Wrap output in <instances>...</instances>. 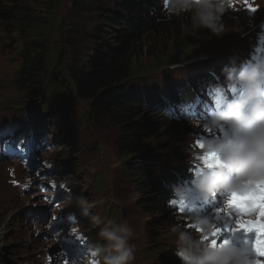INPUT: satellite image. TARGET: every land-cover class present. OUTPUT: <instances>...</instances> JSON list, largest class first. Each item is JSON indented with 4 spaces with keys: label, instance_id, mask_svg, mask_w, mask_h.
Masks as SVG:
<instances>
[{
    "label": "rangeland",
    "instance_id": "rangeland-1",
    "mask_svg": "<svg viewBox=\"0 0 264 264\" xmlns=\"http://www.w3.org/2000/svg\"><path fill=\"white\" fill-rule=\"evenodd\" d=\"M71 1L58 0L55 6L56 12L46 20L44 28L46 65L52 73L59 74L62 71L61 62L73 63L74 60L80 59L90 46V40L79 33L82 26L89 25V19L85 15L72 13ZM248 5L255 7L257 11L254 13L248 11ZM34 10L36 15H40V12L42 17L45 15L36 6ZM262 20H264V0H247V5L244 0H229V10L222 17V21L229 28L221 37L212 36L207 30H202L199 36L202 39L200 43L191 45L184 40L180 44L171 42L161 54L158 53L152 58L148 55L140 56L134 63L147 70L148 66L149 70H154L160 66L163 68L165 64L182 60L184 56L189 57L188 60L169 66L170 71L174 72L175 79L189 73L187 68L198 61L195 57L200 54L203 56L202 59H205L202 62L207 63L209 67L212 63H216V67L219 66L218 61L208 63L210 60L223 58H226L223 61L225 65L228 58L233 55V51L245 49L246 44L253 40L249 39L248 35L254 34L256 24ZM69 26L71 27L70 36L66 37L64 31ZM21 45L22 40L18 32L7 35L0 29V125H4L6 129H11L13 123L26 125L27 111L17 108L16 103L11 102L24 98L28 91H33L28 88L31 78L19 73ZM206 46L214 49L215 52L205 51ZM217 50H227V52ZM65 51L66 56L60 59V57L63 58ZM193 56V63L186 65ZM163 62L164 64H161ZM63 74L65 75V72L60 74V77ZM215 76L218 77V73ZM39 100L48 104L44 106V109L36 107L41 111L39 115L42 118L38 127L47 133L45 146L47 149L43 155H46L51 167L42 176L37 171L34 172V176L39 179V184L44 189H38V186L32 183L29 192L33 195H23L21 192L23 188L14 189L8 184L9 177L5 169L9 170L7 169L9 165H0V256L7 257L11 264H21L26 261H30L26 264H45L41 258L44 257L42 253H46L54 264H75L85 256L88 250L76 241L69 243L64 240V235H73L75 230L74 223L66 217L68 211L77 212L84 207L83 209L88 210L90 226V230L85 233L94 236L93 239H89L92 240L94 247L97 243H103L99 237V231L107 221L112 220L118 223L127 221L134 231V237L130 243L135 246V259L131 264H161L157 261L156 255L142 253L143 249L149 248L146 242L148 239L146 222L150 223L153 219L144 212L143 208L134 207L133 204L138 202L139 197H149L150 192L145 191L146 193H141L139 196L135 185L129 181V174L120 169L124 157L117 152L116 148L118 128L106 116L92 113L88 105L68 91V88L65 91L47 88ZM185 128L190 131L185 140L186 145L192 143L189 137L197 138V131H207L199 122H188ZM168 146L166 153L160 150L159 155L161 153L162 155L156 162L155 172L167 171L172 166L169 162L176 163L177 158L173 156L176 145ZM31 147L28 146L29 149ZM39 148L42 149V147ZM55 151L57 153L53 154ZM198 151L195 150L197 153ZM195 152L189 149L187 155L197 154ZM184 156H181L177 162H184L186 159ZM166 157L170 158V161L162 160ZM40 165L45 168L43 164ZM9 176L15 177L11 173ZM15 178L21 179V170L17 168ZM50 183L64 190L58 206L47 205L46 210L49 215L47 222L25 221L22 212L25 203L32 204L30 207L35 209L34 203L36 206L39 205V202L35 201L41 199L46 190L56 191ZM156 215L160 216V214ZM176 220L177 222L173 225L179 224V220ZM185 221L190 222L186 218ZM173 225L168 226L169 230H162L163 234L159 240L175 242V235L170 232ZM182 228L192 230L193 226H182ZM74 235L85 242L83 236ZM21 248L24 249L22 256L10 255ZM0 264H2L1 260ZM255 264L264 263L255 262Z\"/></svg>",
    "mask_w": 264,
    "mask_h": 264
},
{
    "label": "trees",
    "instance_id": "trees-1",
    "mask_svg": "<svg viewBox=\"0 0 264 264\" xmlns=\"http://www.w3.org/2000/svg\"><path fill=\"white\" fill-rule=\"evenodd\" d=\"M57 4L58 0H0V29L7 35L18 32L22 40L19 73L31 78L28 88L33 89L24 98L11 103L26 110L29 114L27 118L30 117L31 121L40 123L39 109L48 105L39 100L45 90L65 91L68 88L88 105L92 113L106 116L118 128L116 148L124 157L120 169L129 174V181L135 185L139 196L145 191L150 192L149 197H139L138 202L133 204L134 207L143 208L153 219L150 223L146 222L149 248L143 249L142 253L156 255L161 264H178L180 260L175 255V242H163L159 238L162 230H169L168 226L177 222L174 207L168 200L173 188L190 173L191 165L186 169L187 163H179L174 174L168 171L166 174L156 173L154 168L162 155H159L160 150L166 153L168 145H176L173 154L176 161L185 154L186 159L198 156L195 152L199 148L198 139L189 137L192 139L190 145L185 142L190 132L185 128L188 121L170 117L167 110L172 102L196 94L199 89L204 90L209 80H215L202 61L189 66V73L182 79H175L169 66L188 60L187 56L154 70H149V66L147 70L134 62L140 56L152 58L161 54L171 42L180 44L184 40L191 45L200 43L202 30H198L199 34L195 37L187 35L185 25L190 24V16L170 17L166 0H72L71 12L89 19V25L82 26L79 33L90 40V46L73 63L61 62L62 71L59 74L52 73L46 65L44 28L47 18L56 12ZM34 6L45 15L42 17L41 12L36 15ZM70 32L69 26L64 31L65 36L69 37ZM252 42H248L247 47ZM213 50L206 46L205 51L215 52ZM65 56L66 51L60 59ZM211 62L216 60L208 63ZM212 64L215 66L216 63ZM63 72L65 75L60 77ZM181 84L185 86L183 90H179L183 86ZM189 149L197 154L188 156ZM83 208L74 211L72 218L78 227L90 230L88 214L82 213ZM90 237L93 239L94 236L90 234ZM17 251L6 253L14 256ZM0 260L2 264H11L7 257L0 256Z\"/></svg>",
    "mask_w": 264,
    "mask_h": 264
},
{
    "label": "clouds",
    "instance_id": "clouds-1",
    "mask_svg": "<svg viewBox=\"0 0 264 264\" xmlns=\"http://www.w3.org/2000/svg\"><path fill=\"white\" fill-rule=\"evenodd\" d=\"M228 10L229 0H167L170 17L190 16L185 31L194 37L198 30L221 37L229 28L222 21ZM221 74L223 87L233 93L231 99L199 119L201 127L210 133L203 144L204 155L213 154L219 164L202 167L187 187H174L170 199L178 203L203 200L213 193L245 194L264 187V54L254 55L238 66L225 67ZM82 213L87 215V208ZM254 214L250 208L249 215ZM189 216L192 230L179 224L170 228L180 264H255L256 255L250 245L228 242L210 246L209 241L201 239L212 232L209 219L191 211ZM99 237L103 243L89 249L75 264H131L135 259V246L130 243L134 231L127 221H107Z\"/></svg>",
    "mask_w": 264,
    "mask_h": 264
},
{
    "label": "snow or ice",
    "instance_id": "snow-or-ice-1",
    "mask_svg": "<svg viewBox=\"0 0 264 264\" xmlns=\"http://www.w3.org/2000/svg\"><path fill=\"white\" fill-rule=\"evenodd\" d=\"M245 4L247 5V0H244ZM247 10L254 13L257 11L255 7L248 5ZM222 131V130H221ZM197 145L200 148H203V143L201 141H197ZM203 161V167H214L219 164V160L213 154H207L201 157ZM203 169H198L195 173H199ZM170 204L176 205L177 201L171 200ZM186 202H180V205H183L185 208ZM227 209L229 212H236L237 217L249 215V209L255 211L258 214V219L255 222L251 220H236V227L229 228L227 225L224 226L223 231L228 233H244V234H254L257 237V241L259 243V247H255L253 245V241L246 240L245 244L250 245L253 247V251L257 256H264V187L258 188L254 191L245 193V194H237V193H229L227 195L226 201ZM190 211V210H189ZM217 215H219L221 209L216 208L214 209ZM197 231H201L197 229ZM222 230L215 225L212 226V232L209 235L202 236V240L209 241L210 246H215L218 243V239L222 238ZM247 236V235H246ZM220 243H228L227 239H222ZM95 264V262H92Z\"/></svg>",
    "mask_w": 264,
    "mask_h": 264
}]
</instances>
